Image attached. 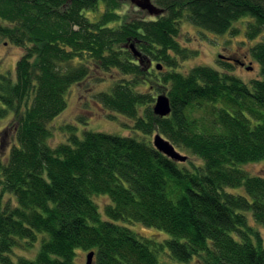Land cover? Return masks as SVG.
I'll list each match as a JSON object with an SVG mask.
<instances>
[{
	"label": "trees",
	"instance_id": "trees-1",
	"mask_svg": "<svg viewBox=\"0 0 264 264\" xmlns=\"http://www.w3.org/2000/svg\"><path fill=\"white\" fill-rule=\"evenodd\" d=\"M154 2L157 17L129 15L126 0H0V35L25 50L15 76L0 74V121L10 118L0 132V264H75L80 250L96 264H160L166 251L179 263L264 264V174L245 169L264 163V0ZM244 18L259 79L245 83L226 61L223 71L178 70L196 54L178 41L184 21L225 36ZM95 69L125 77L92 102L131 120L134 134L80 137L68 125L52 147V124ZM161 89L172 108L164 118L153 111ZM157 133L201 164L159 152ZM134 223L170 239L142 237ZM39 240L35 259H12Z\"/></svg>",
	"mask_w": 264,
	"mask_h": 264
},
{
	"label": "rangeland",
	"instance_id": "rangeland-1",
	"mask_svg": "<svg viewBox=\"0 0 264 264\" xmlns=\"http://www.w3.org/2000/svg\"><path fill=\"white\" fill-rule=\"evenodd\" d=\"M126 2V12L131 16H138V12L141 10L129 0H126ZM144 13L148 14L147 12ZM248 21V18H244L235 24V28L240 29L238 35L227 34L225 36H216L204 32L189 22L184 21L181 26V33L178 41L184 47L195 51L196 54L189 60L182 62L178 70L186 74L195 66L208 65L223 71L219 62L226 61L233 66L234 74L239 76L245 83L250 85L252 80L259 79L260 66L253 60L249 51L250 46L252 47L258 42V40L248 41L246 39ZM24 53L25 50L23 48L11 44L7 39L0 35V74L10 73L15 76L17 62L22 58ZM220 56H224L225 59H220ZM235 59L240 63L235 62ZM241 63H243V65H241ZM249 68L251 69L249 70ZM98 78L104 80V82L97 83ZM123 78L125 77L118 71L105 73L101 70L95 69L90 78L83 83L74 86L68 97L67 110L52 124L54 135L50 141L51 146L55 147L58 144L67 141L68 131L66 130V127L68 125H75L77 128L76 134L80 137H83L85 131L102 132L120 136L133 135V130L127 127L133 126L131 120L122 115L107 113L92 102L93 95L96 92L109 90L112 84ZM154 93L155 98L161 94H165L162 89L155 91ZM109 115L113 116L114 119L110 120L108 118ZM80 117L82 118L81 120ZM9 121L10 118L0 121V132L6 129ZM181 153L189 157L187 162L182 163L183 165L189 167L191 162L196 165L201 164V161L198 158L184 152ZM245 169L253 176L263 175L264 163L250 164L247 165ZM227 191L234 194L246 195L244 188H228ZM95 200L101 207V212L104 215L103 207L110 203L109 198L106 196H100L95 198ZM246 215L249 223L255 225L256 223L254 222L252 213L248 212ZM104 218H106L105 215ZM128 226L142 237L156 239L158 241L170 239V235L166 232L145 227L140 223L128 224ZM260 230L264 237V228L260 227ZM40 248L41 241L39 240L34 247L30 249L17 247L13 254H11V257L14 261L21 256L35 259ZM89 253L90 252H84L82 250L77 251L75 264H87ZM159 260L160 264H201L196 258L190 263L176 262L171 258L168 251L159 255ZM93 264H96L95 259L93 260Z\"/></svg>",
	"mask_w": 264,
	"mask_h": 264
},
{
	"label": "water",
	"instance_id": "water-1",
	"mask_svg": "<svg viewBox=\"0 0 264 264\" xmlns=\"http://www.w3.org/2000/svg\"><path fill=\"white\" fill-rule=\"evenodd\" d=\"M132 4H134L141 11L147 12L148 15L152 17H157L163 14V10L159 8L154 0H129ZM131 50L133 51L135 57H141V53L137 50L134 44L130 45ZM220 59H225L224 56H220ZM158 69H162V66H158ZM251 68H249L250 70ZM171 102L167 94L159 95L153 106L154 114L158 117L164 118L168 117L171 114ZM153 145L154 147L170 159L178 162L185 163L188 161L189 157L183 155L177 148L166 138H164L161 134L157 133L153 136ZM95 253L90 252L88 254L87 264H93Z\"/></svg>",
	"mask_w": 264,
	"mask_h": 264
},
{
	"label": "flooded vegetation",
	"instance_id": "flooded-vegetation-1",
	"mask_svg": "<svg viewBox=\"0 0 264 264\" xmlns=\"http://www.w3.org/2000/svg\"><path fill=\"white\" fill-rule=\"evenodd\" d=\"M235 61L239 62L237 59H235ZM241 65H243V63H241Z\"/></svg>",
	"mask_w": 264,
	"mask_h": 264
},
{
	"label": "bare ground",
	"instance_id": "bare-ground-1",
	"mask_svg": "<svg viewBox=\"0 0 264 264\" xmlns=\"http://www.w3.org/2000/svg\"><path fill=\"white\" fill-rule=\"evenodd\" d=\"M160 8V7H159ZM150 16V15H149Z\"/></svg>",
	"mask_w": 264,
	"mask_h": 264
}]
</instances>
